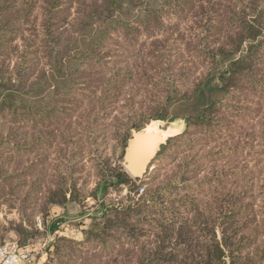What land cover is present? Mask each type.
<instances>
[{
	"label": "rangeland",
	"instance_id": "obj_1",
	"mask_svg": "<svg viewBox=\"0 0 264 264\" xmlns=\"http://www.w3.org/2000/svg\"><path fill=\"white\" fill-rule=\"evenodd\" d=\"M101 1L105 0H62L53 7L62 8L52 25L60 32L63 62L50 64L48 46L38 43L37 36L45 30V0L36 1L37 10L28 23L12 33V44L0 46V79L16 91L6 101L8 92L0 87V244H20L21 237L31 236L36 249L31 264H117L116 260L120 263L131 255L121 250L136 244V237L116 232L114 222L105 239H86L84 230L118 220L116 208H134L142 198L127 185L109 186L107 191L101 186L99 196L94 195L100 179L112 168L135 178L125 165L126 148L146 125L174 135L160 146L148 172L135 178L137 184L146 182L141 187L148 199L159 193L156 204L150 203L153 210L146 207L144 211L150 213L141 214L142 218L151 213L159 218L154 209L166 207L168 222L191 218L192 205H183L182 200L213 192L220 182L227 189L236 184L241 189L253 186L256 193L264 185V26L262 35L251 43L258 51L250 71L243 72L238 87L226 91L221 78L231 60L219 55L221 59L214 62L205 54L214 42L216 47L222 44L224 52L235 45L231 33L218 31L219 5L212 7L215 2L223 8L227 0H195L186 5L150 0L157 11L150 12L151 17L160 15L161 23L152 21L151 28L142 25L135 19L143 11L138 6L128 9L132 13L117 12L116 19L124 24L109 20L113 27L107 31L99 28L101 18L107 17ZM249 2L233 4L238 11ZM259 3V9L264 8V0ZM246 13L248 20L257 14L249 9ZM89 14L90 22H78ZM241 20L225 17L235 29ZM24 37L31 38L26 55ZM36 37L38 44L32 42ZM249 47L244 42L234 57H241ZM29 63L30 70L25 67ZM26 73L34 85L46 77L28 89ZM214 100L220 103L207 123L191 118ZM61 187L71 200L48 205L52 192ZM54 216L63 219L59 229L46 232L44 222L50 223ZM134 218L128 222L135 223ZM18 226H23L21 233Z\"/></svg>",
	"mask_w": 264,
	"mask_h": 264
},
{
	"label": "trees",
	"instance_id": "obj_2",
	"mask_svg": "<svg viewBox=\"0 0 264 264\" xmlns=\"http://www.w3.org/2000/svg\"><path fill=\"white\" fill-rule=\"evenodd\" d=\"M37 4L39 0H36ZM35 0H0V46L12 44L18 30H20L29 21L30 16L35 10ZM48 1V6L46 8L47 14L44 15L42 26L44 32L38 35V43L46 45L49 48V58L48 62L50 64L60 63L63 60L60 58L61 52V41L60 32L56 31L58 29L57 25L53 27L52 22L58 21L59 18H54L55 14L59 12L62 8H58L56 11L53 7H58L62 0H45ZM172 5H179V3L184 2L182 5L191 3L195 0H168ZM234 0H227L224 5L220 3H213L212 7L219 5L217 9L216 17L217 29L220 33L225 31L226 34H230L229 39L232 38V44H235L232 49H226L223 51V45L216 47V42L213 43V48L208 49L206 56L209 59H213L216 62L220 57H225L227 60H231L228 66V72L222 75V87L226 91H231L233 87H238L242 82L241 77L244 71L251 68V63L257 53V47L251 45V43L258 39L262 35V27L264 23L261 21L264 19V8L259 9V0H250L245 9L236 10L233 4ZM95 3H100L96 1ZM106 7H103L104 13L107 17H102L104 21L100 24V29L107 31L109 28V20L118 21L119 25L124 24L121 19H116V13H121L124 9L126 12H131L132 8L138 6H143V11L135 19L141 21L142 25L146 27H152L157 23H161L158 16H153L157 13L156 8L150 0L140 1V0H105L101 1ZM37 6V5H36ZM102 6V5H100ZM102 8V7H101ZM35 9V10H34ZM257 12L256 16L249 19L246 16L247 10ZM151 12V13H150ZM248 15V14H247ZM225 17H230L231 19H242L241 23L236 27L232 24V21H226ZM91 14L88 16H83L78 22L88 21L90 22ZM121 18V16L117 17ZM134 19V18H133ZM139 24V23H138ZM75 25V23H74ZM37 37L32 40L33 43H37ZM25 45V55L30 51L28 50V45L31 42V38H23ZM41 39V41H39ZM244 42H248L250 47L244 55L237 58L234 54L238 52ZM37 43V44H38ZM231 44V45H232ZM94 43L89 47H93ZM222 52V54L217 53ZM38 51L35 50V59H37ZM220 55V57H219ZM32 62L34 61L32 52ZM30 70V63L25 66ZM30 73L25 74V83H27L28 89L38 86L45 79L43 76L40 83L34 85L29 82ZM9 86V85H8ZM8 86H5L0 79V87H3L6 93L4 99L10 98L11 94L16 91L12 90ZM248 90V89H246ZM65 91V90H64ZM19 92V89H18ZM26 100V99H23ZM4 101L3 103H5ZM10 101V100H9ZM8 103V102H7ZM219 100H214L205 106L194 116H191L195 122L202 124L208 121L211 116L212 110L218 106ZM164 116L159 115V118ZM128 135L125 137V141ZM125 147V145H123ZM153 165H155L153 163ZM155 168V167H154ZM153 170V169H152ZM151 170V171H152ZM112 172V173H111ZM151 173V172H150ZM139 179L132 178L123 169L119 170L112 168L110 174L103 176L96 188L94 197L99 196L100 187L104 190H108L109 186H122L127 185L134 190L135 193H139L143 184H137ZM102 183H104L102 185ZM220 182L215 190L210 193L193 195L191 198L183 199V205H192L189 207L191 210V218L182 217L178 221H166L165 209L154 211L159 212V218L154 213L148 218H142L141 214L150 213L144 211L146 207L153 210L150 205L151 201L156 204V197L159 193L154 192L148 199L149 194H144L146 189L140 196L142 197L138 202H136V207L127 206L123 210L116 208L118 220H105L97 224L95 227H90L84 230V235L86 239L90 237H97L105 239L110 236L107 232L112 227L110 222H114L116 229L119 234H125L129 236L128 233H132L136 239L131 247L124 249L125 245H121L120 248L124 249L121 252H129L124 261L117 264H264V185L261 187V192L256 193L257 190L251 188H243L237 184L227 189V185H222ZM235 184V183H234ZM240 189V190H239ZM61 192V193H59ZM59 192H52V196L48 200V205H66V203L71 200L67 196L63 187L60 188ZM148 201V203H147ZM188 203V204H187ZM112 207V206H111ZM110 207V208H111ZM143 207V208H142ZM145 207V208H144ZM50 209V208H49ZM107 209V208H106ZM169 209V208H168ZM49 211V210H48ZM109 211V210H105ZM104 211V212H105ZM103 212V214H104ZM102 214V215H103ZM135 215V223H130L129 218ZM104 217V215H103ZM122 217V218H121ZM106 218V217H105ZM63 219L60 216H54V219L50 223L44 222V228L46 232L55 233L59 229V225ZM147 220L149 224L145 223ZM113 223V224H114ZM144 224V225H142ZM21 227L18 226L16 230L21 231ZM115 227V226H113ZM139 227V228H138ZM139 229V230H137ZM21 233V232H20ZM120 237L119 235H116ZM146 237L147 239L140 242V239ZM32 237L27 235L21 237L20 245L31 244L29 241ZM59 240L64 238L58 237ZM119 239V238H118ZM108 245V241H107ZM59 245L56 244V253L58 252ZM120 252V253H121ZM118 253V252H117Z\"/></svg>",
	"mask_w": 264,
	"mask_h": 264
},
{
	"label": "water",
	"instance_id": "obj_3",
	"mask_svg": "<svg viewBox=\"0 0 264 264\" xmlns=\"http://www.w3.org/2000/svg\"><path fill=\"white\" fill-rule=\"evenodd\" d=\"M149 128L151 137L147 135ZM169 131L170 134L161 138ZM173 135V131L159 129L153 124L146 125L143 129L135 132L129 140L125 157V165L135 178H142L148 172L149 164L158 154L160 146ZM158 136L160 138H157Z\"/></svg>",
	"mask_w": 264,
	"mask_h": 264
},
{
	"label": "built area",
	"instance_id": "obj_4",
	"mask_svg": "<svg viewBox=\"0 0 264 264\" xmlns=\"http://www.w3.org/2000/svg\"><path fill=\"white\" fill-rule=\"evenodd\" d=\"M143 191L144 188H141L139 194ZM35 257L36 249L33 244L20 245L17 242L0 244V264H31Z\"/></svg>",
	"mask_w": 264,
	"mask_h": 264
},
{
	"label": "bare ground",
	"instance_id": "obj_5",
	"mask_svg": "<svg viewBox=\"0 0 264 264\" xmlns=\"http://www.w3.org/2000/svg\"><path fill=\"white\" fill-rule=\"evenodd\" d=\"M171 132H166L165 134H163V136L161 138H165L168 134H170ZM148 137H151V133H150V128H149V132L147 133ZM157 138H160V136H158Z\"/></svg>",
	"mask_w": 264,
	"mask_h": 264
}]
</instances>
